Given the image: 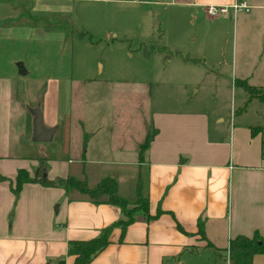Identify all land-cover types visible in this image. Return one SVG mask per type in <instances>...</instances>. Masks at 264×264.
Segmentation results:
<instances>
[{
	"label": "crops",
	"instance_id": "obj_1",
	"mask_svg": "<svg viewBox=\"0 0 264 264\" xmlns=\"http://www.w3.org/2000/svg\"><path fill=\"white\" fill-rule=\"evenodd\" d=\"M73 1L76 0H2L0 17H7L12 22L2 24L0 32H30L32 27L20 24L17 17L24 13H48L62 18L65 15L63 6ZM236 1L95 0L100 3L127 2L144 12L150 10V5L168 7L165 31L161 36L167 47L176 53L168 58L178 61L168 63L167 70L164 66L161 68L167 71V77L172 74L168 69L186 73L188 84H183L192 85L195 93L202 91L203 96L212 101H219L223 88L228 92V83L232 86L237 80H246L250 85L264 89V0H239L249 4V12L235 14L230 10L218 18L209 17L206 11L209 5H232ZM170 9L176 11L174 15L168 13ZM122 18L128 24L148 22L152 34L157 31L156 23L150 24L154 18L151 14H130ZM33 30L42 29L35 27ZM113 33L114 38L121 37L120 32L114 30ZM125 33L122 37L128 39L127 30ZM146 43L145 38L140 46ZM14 69L8 74L0 73V137L14 133L17 138L15 143H0V174L11 179L25 165L19 164L18 148L31 123L29 103L20 98L17 90L30 72L24 65ZM96 69L99 72L94 76L79 75L75 80L74 73H69L55 76L43 84L48 91L55 86L62 87L64 92L60 105L50 99L47 103L40 99L39 107L43 105L45 110V127L53 131L60 123L65 143L71 141L77 125L71 126L70 119L78 108L74 96L80 88L81 105L87 101L78 120L84 134L83 149L85 137L91 133L87 138V153L82 151L77 167H70L75 164L73 159L68 163L54 161L46 177L55 181L88 176L84 163L89 160L91 164L101 165V180L115 177L118 183H135L146 167L150 214L155 215L159 208L164 213L151 221L139 215L128 227L123 241L122 229L114 228L110 245L90 264H229L226 249L231 239L241 235L253 237L256 233L264 238V130L252 134L253 127H264V120L253 117L249 111V106L258 99L251 100L245 110L230 113L189 106L155 110L148 135L155 134L141 163L140 148L144 142L140 141L134 147L129 132L125 131L126 138L115 139L106 147L95 137L93 132L97 129L89 128L90 117L99 112L92 107L94 97L101 94L103 87L110 89L116 84L114 78L105 75L103 63H98ZM108 70H111L110 65ZM164 71L157 73L162 86L166 80L170 82L163 75ZM119 82L123 85L125 81ZM206 83L210 84L207 94L197 86ZM132 92L128 91L129 94ZM143 93L146 97L151 96V90ZM173 99L179 101L178 97ZM243 99L246 104L248 95ZM94 144L98 148L94 151L95 157L90 158L88 155ZM137 150L138 153L132 156ZM106 166H112L113 170L108 171ZM5 184H0V264H74L75 257L68 254L70 242L97 238L122 217L119 207L97 205L87 198L75 197V191L68 192L63 186L59 189L27 183L15 201V195ZM57 203L58 212L55 213ZM12 211L14 222L8 232ZM171 213L189 234L178 230ZM139 217L144 220H138ZM200 228L208 241L221 249L223 256L219 260L216 261L214 251L198 233ZM253 264H264V254L257 255Z\"/></svg>",
	"mask_w": 264,
	"mask_h": 264
},
{
	"label": "rangeland",
	"instance_id": "obj_2",
	"mask_svg": "<svg viewBox=\"0 0 264 264\" xmlns=\"http://www.w3.org/2000/svg\"><path fill=\"white\" fill-rule=\"evenodd\" d=\"M148 7L150 10L144 12L127 2L100 3L95 2V0H76L63 6L62 11L65 15L62 18H56L55 15L48 13H24L17 17L20 24L32 27L30 32H23L22 30L0 32V73H11L15 70L14 67L22 65L25 66V70L28 69L30 72V75L25 76L17 88L18 95L24 102L29 103L31 111L30 130L25 133L22 145L18 148L21 154L19 164L24 163L25 165L21 169L30 171L33 176L40 174L44 181L47 180L53 184L48 187H59V189L62 187L59 180L53 181L46 177L52 162L68 163L69 159H73L75 164L70 167L74 169L78 166L79 157L84 150V134L78 126V120H80L83 104L87 101H83L81 105L80 88L74 96L75 103L76 100L78 102V108L75 109L74 115L70 119L71 126L77 125L74 128L71 141L65 143L66 140L61 132L60 123L51 131L49 142L37 143L33 141L32 123L34 118H42L45 121L43 105L39 107L40 99L46 103L50 99L54 104L59 102L58 105L62 104L64 100L62 87L52 86L48 91L46 85H43L55 76L74 73L76 80L79 75L92 74L94 76L97 71L99 72L96 69L98 63H103L106 66L105 75L114 78L116 84L111 85L110 89L108 86L103 87L101 94L94 97L92 107L99 112L95 114V117L91 116L88 122L90 129H97L93 133L106 147H109L115 139L126 138L125 131L129 132L134 147L138 146L140 141L145 142V138L147 139L148 133L152 129L150 119L155 110L185 109L189 106L193 109L200 107L203 109L215 108L230 113L235 110L237 112L244 107L246 99L243 98H246L248 93L235 83L232 86L228 83V92L223 88L221 91L223 96L219 101H212L206 99L207 97L203 96L202 91L198 94L195 93L194 90L196 89H193L192 85L183 84H188L186 73L180 70L173 72L168 69V72H172V74H169L168 77L165 76L167 71L164 70H167L168 63L170 65L171 62L178 61L175 58H168L171 55L176 56V53L167 47L161 36L162 32L165 31L168 7L162 5L155 7L150 5ZM175 12L174 9L168 11L171 15H174ZM130 14H144V16L151 14L154 18L150 24L156 23V33L152 34V28L148 22L143 24L123 22L122 17ZM6 18L0 17V26L12 22ZM35 27L42 30L33 32ZM114 30L120 32L121 37L114 38ZM125 30H127V38L130 41L122 37L126 34ZM145 38L147 43L140 46V42ZM177 55L180 56L178 53ZM109 65L111 66L110 71L108 70ZM161 66H164V70ZM163 71L165 78L170 80V82L166 80L164 86L160 85V80H157V73ZM20 72H22L21 69ZM119 80H124L126 83L123 82V85H120ZM197 86L206 90V94L209 92L207 91L210 87L209 83ZM130 90L133 91L132 94L128 93ZM150 90L151 96L146 97L143 91L150 92ZM262 90L264 92V89ZM27 95L28 100L26 99ZM173 97H178L179 101ZM249 109L250 115L264 120V102L256 100L253 105L249 106ZM93 113L94 111H92V115ZM90 134H87V138ZM16 140L14 133L0 137V143H15ZM5 146L9 147L8 145ZM97 148L98 146L95 144L91 146L88 155L90 158L95 157L94 151ZM135 153L137 154L138 150L133 152L132 156H135ZM84 164L88 176L82 177L81 175L77 178L86 180L89 187L94 189L101 180L99 171L102 167L91 164L89 160H86ZM104 168L108 171L113 170L112 166ZM8 179L10 180L5 181V186L8 187L9 192L15 195L12 190L15 184L12 188V179ZM139 181L141 182L138 183ZM32 184L46 186L40 181ZM118 185V194L129 200L137 199L139 194H147V168L144 167L142 175L135 183L126 181L118 183ZM74 195L89 199L87 194L79 191H75ZM19 197L20 195L18 197L15 195V201ZM14 204L12 208H14ZM58 206L59 203L54 205L55 213L58 212ZM13 211L7 224L8 232L11 231L14 222ZM25 214L28 216L26 212Z\"/></svg>",
	"mask_w": 264,
	"mask_h": 264
},
{
	"label": "trees",
	"instance_id": "obj_3",
	"mask_svg": "<svg viewBox=\"0 0 264 264\" xmlns=\"http://www.w3.org/2000/svg\"><path fill=\"white\" fill-rule=\"evenodd\" d=\"M236 85L242 87L248 93L249 97L244 107L240 109L241 111L247 108V105L251 100L258 99L261 102H264V92L262 89L250 85L246 80H237ZM262 130H264V127H253L252 134L255 135ZM154 134H150L144 144L141 145V163L144 159V153L150 147ZM84 143L85 152L87 136L85 137ZM8 180H10L8 177L0 174V184ZM38 181L46 184V186L53 185L47 180L44 181L40 174L33 176L29 171L20 169L15 179L11 180L12 188L15 184V187L12 190L18 197L25 184ZM140 182L141 181L138 183ZM59 184H61L68 192L79 191L80 193L87 194L89 200L94 204H110L117 206L122 210L121 219L106 227L101 236L89 241H72L69 243L68 254L75 257L74 264H90L96 256H98L110 245V236L114 228L119 227L122 229L121 238L123 241L128 227L132 223L136 222L139 215L146 217L147 221H151L158 219L164 213V211L159 208L155 215L150 214V200L147 194H139L135 200H129L123 196H120L118 194V180L115 177L103 178L94 189L89 187L86 180L84 181L73 176L59 180ZM173 217L176 220L174 215ZM176 224L180 232L189 234L178 222V220H176ZM198 233L201 235L203 240L207 241V247L214 251L216 255V261L217 259L219 260L222 258L223 255L221 253V249H218L210 241H208L205 232L201 228ZM193 249L192 251L194 252ZM226 251L228 252L229 264H253L254 258L257 255L264 254V238H262L259 233H256L253 237H247L243 235L237 236L231 239L229 247L226 249Z\"/></svg>",
	"mask_w": 264,
	"mask_h": 264
},
{
	"label": "built area",
	"instance_id": "obj_4",
	"mask_svg": "<svg viewBox=\"0 0 264 264\" xmlns=\"http://www.w3.org/2000/svg\"><path fill=\"white\" fill-rule=\"evenodd\" d=\"M251 7L245 1H236L232 5H209L206 7L207 14L211 18H218L221 16H225L232 10L235 14L246 11L249 12Z\"/></svg>",
	"mask_w": 264,
	"mask_h": 264
},
{
	"label": "water",
	"instance_id": "obj_5",
	"mask_svg": "<svg viewBox=\"0 0 264 264\" xmlns=\"http://www.w3.org/2000/svg\"><path fill=\"white\" fill-rule=\"evenodd\" d=\"M25 74L24 71H22ZM51 131L46 129L44 121L41 118L35 117L33 120V141L37 143L49 142L51 139ZM138 220H144V217H139Z\"/></svg>",
	"mask_w": 264,
	"mask_h": 264
}]
</instances>
